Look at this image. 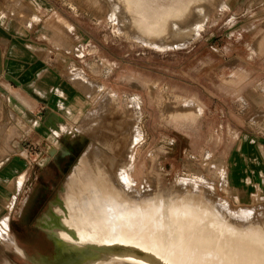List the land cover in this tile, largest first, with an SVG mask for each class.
I'll list each match as a JSON object with an SVG mask.
<instances>
[{"label":"rangeland","instance_id":"374dc122","mask_svg":"<svg viewBox=\"0 0 264 264\" xmlns=\"http://www.w3.org/2000/svg\"><path fill=\"white\" fill-rule=\"evenodd\" d=\"M159 2L166 4V0ZM190 3L169 19L163 40L157 39L159 42L152 46L149 45L151 35L134 36L132 32L137 29L122 20L126 16L125 0H47L48 9L43 18L59 15L69 23L63 35L71 51L56 46L52 40L47 45L55 52H63L87 79L103 86L93 97L81 90L89 111L108 90L115 93L120 104L135 94L140 97L138 123L142 139L132 156V166L126 167V171L131 167L127 173L135 181L136 194L170 196L182 190L197 193L222 206L239 219L238 223L253 219L264 225V180L253 183L250 195L239 194L230 183L225 164L246 135L249 122L264 125V105L258 102L251 105L254 102L247 99L253 88L248 84L249 73L256 76L263 72L264 51H259L256 43L264 31V0H225L222 6ZM7 6L16 17L24 7L22 0H7ZM115 6L118 11L113 12ZM195 24H201L203 29L191 35L189 27ZM238 74H243L244 79L231 83L230 79ZM148 82L153 84V89ZM173 95L197 97L203 104L202 115L185 130L177 129L165 117V109L172 104L177 109L183 108L179 98ZM116 100L111 96L104 102L114 104ZM125 108L122 105L118 110L112 108L106 123L121 127V121L128 119ZM12 119L17 125L10 124L14 132L9 133L8 140H3L8 122L0 126V155L24 156L35 165L34 162L47 156V146L11 145L12 140L19 139L28 130L19 123L17 115ZM97 123L86 127L87 131L81 128V132L71 120L68 131L60 135L61 177L58 176L54 187L46 189L41 185L40 189L33 190L30 205L24 206L23 197L27 192H23L12 215L8 239L0 237V264H35L33 257L57 264L54 241L39 224L50 202L63 194L73 166L84 153L89 156L93 150L100 152L103 165L115 170L121 167L120 159L124 158V149L120 151L116 147L124 130L106 131L107 128ZM51 140L56 141L53 137Z\"/></svg>","mask_w":264,"mask_h":264},{"label":"bare ground","instance_id":"6f19581e","mask_svg":"<svg viewBox=\"0 0 264 264\" xmlns=\"http://www.w3.org/2000/svg\"><path fill=\"white\" fill-rule=\"evenodd\" d=\"M147 1L152 4L125 0L122 20L137 29L134 36L151 35L149 45L153 46L163 40L169 19L187 8L190 0H175L176 5L168 4L169 0L167 5ZM189 28L191 35L203 29L201 24ZM130 106L134 126L129 123L116 144L120 151L124 149L121 167L115 170L103 165L96 150L89 156L84 153L68 176L63 194L52 200L40 218V226L54 241L57 264H264V225L253 219L238 223L239 219L222 206L197 193L136 194L135 181L127 173L131 167L127 171L126 167L132 166V156L142 139V130L135 123L139 100L132 98ZM100 114H94L97 121ZM8 235L5 220L0 224V237L8 239ZM16 248L25 254L21 247ZM31 260L48 264L43 259Z\"/></svg>","mask_w":264,"mask_h":264},{"label":"crops","instance_id":"0c3cea01","mask_svg":"<svg viewBox=\"0 0 264 264\" xmlns=\"http://www.w3.org/2000/svg\"><path fill=\"white\" fill-rule=\"evenodd\" d=\"M34 1L22 0L23 11L16 17L11 15L7 0H0V126L8 122L3 140H8L9 133L14 132L10 129L12 127L10 124L13 123L16 127L17 123L12 116L17 115L19 123L23 128L28 127V130L22 137H18L19 139L9 141L10 144L16 146L18 143L21 146L30 143L47 146V156L42 157L40 162H34L35 165L24 156L0 155V224L6 220L9 230L12 228L14 209L23 192H27L23 197L24 206L30 205L33 190L40 189L41 185L47 189L58 183V176L61 177L62 173L59 166L61 155L58 154L59 137L68 131L71 120L77 123V128L81 132V128L85 131L86 127L97 122L98 126L103 125L105 128L123 131L130 120L133 122L131 114L134 112L132 108L129 109L132 98L139 100V108H136L137 111L135 109L136 116H139L135 122L138 126L141 115V99L138 94L130 96L120 104L115 93L110 90L99 98L90 111L88 110V101L82 91L93 97L103 86L90 81L81 70L74 68L63 52L49 49L47 42L52 40L56 46L71 51L67 45L68 39L63 35V29L69 26V23L59 15L45 20L43 13L48 9L47 0ZM174 1L172 0L171 4H174ZM32 2L36 6L33 9ZM190 2L195 5L225 4V0H191ZM144 3L150 5L152 1L141 4ZM35 15H39V18H33ZM256 45L259 51H264V31ZM261 61L263 72L256 76L255 73H249L248 77V84L253 85L247 96V99L254 102L251 105L255 102L264 105V58ZM243 79L244 75L238 74L230 81L239 83ZM148 86L154 88L149 82ZM107 96L115 97L116 102L105 103ZM172 97H178L183 108L177 109L172 104L165 109V117L168 123L177 129L185 130L187 125L196 123L202 115L203 104L197 97L183 98L180 95ZM121 105L128 110L126 122L125 119L122 120L121 127L106 123L105 118L112 108L118 110ZM94 111L101 112L100 120H96ZM181 111L185 112L184 116L179 114ZM198 111H200L199 115L195 113ZM262 113L264 115V109ZM248 127L245 129L246 135L242 136L231 151L225 164L230 183L235 190L239 194L250 195L253 183L264 180V125L249 122ZM13 137L15 139L16 136ZM52 137L56 141H52Z\"/></svg>","mask_w":264,"mask_h":264},{"label":"flooded vegetation","instance_id":"af4514ba","mask_svg":"<svg viewBox=\"0 0 264 264\" xmlns=\"http://www.w3.org/2000/svg\"><path fill=\"white\" fill-rule=\"evenodd\" d=\"M48 210H49V208H48ZM48 210H47V211H48Z\"/></svg>","mask_w":264,"mask_h":264}]
</instances>
